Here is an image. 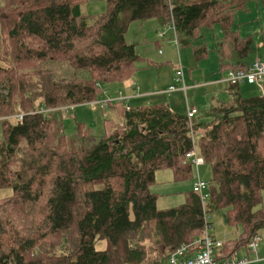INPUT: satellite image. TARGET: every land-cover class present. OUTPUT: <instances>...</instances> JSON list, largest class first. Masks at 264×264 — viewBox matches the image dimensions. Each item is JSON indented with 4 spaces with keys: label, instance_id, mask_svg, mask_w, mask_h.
Instances as JSON below:
<instances>
[{
    "label": "trees",
    "instance_id": "trees-1",
    "mask_svg": "<svg viewBox=\"0 0 264 264\" xmlns=\"http://www.w3.org/2000/svg\"><path fill=\"white\" fill-rule=\"evenodd\" d=\"M87 2L0 0V190L12 191L0 199V264H162L200 237L204 215L221 209L239 230L216 259L236 258L264 229V92L243 97L240 84L228 85L230 101L211 106L209 121L194 117L196 151L211 168L203 207L192 187L168 209L150 192L161 171L193 179L186 113L164 103L123 108L122 124L106 122L98 139L77 122L67 136L59 109L93 104L101 84L131 79L146 60L125 41L136 21L167 24L196 59L208 52L202 31L220 24L218 71L246 68L257 60L253 37L231 25L247 0H106L104 13L85 15ZM96 104L118 112L121 103ZM41 107L54 111L36 113ZM147 240L166 255L149 260Z\"/></svg>",
    "mask_w": 264,
    "mask_h": 264
},
{
    "label": "rangeland",
    "instance_id": "rangeland-1",
    "mask_svg": "<svg viewBox=\"0 0 264 264\" xmlns=\"http://www.w3.org/2000/svg\"><path fill=\"white\" fill-rule=\"evenodd\" d=\"M106 7V0H88L82 6L81 12L85 15H98L104 13ZM231 27L241 37L252 35L254 53L251 57L263 60L264 6L260 0H247L246 11L235 14ZM157 34H160L159 38ZM222 34L223 31L220 24H215L212 29L203 30V42L208 52L206 55L196 59L193 56L192 48L181 44L177 48L174 46L173 31L167 24L162 25L157 19L130 23L125 34V41L134 45L136 53L146 59L137 61V69L131 77L130 84L134 85L133 88L138 89L139 93H145L144 96L151 97L143 102L140 101V104H144V106L161 103L169 105L171 102L175 108L173 112L181 114L184 112L185 114L187 107L190 109L195 108L199 111L196 117L197 120L202 122L209 121L211 117L207 114L208 110L214 105L213 100L219 98L216 86L212 82L222 76L217 72L220 62L219 56L213 50L215 42L222 37ZM147 61L152 62V65L147 64ZM178 67H181L184 72L187 90L185 93L180 90L168 93L166 90L169 85H174L172 75ZM188 80L191 81L189 82ZM223 80L225 81V76H223ZM120 87L117 83L101 84L104 92L96 102L98 104L100 101L108 103L109 98L119 97L117 93ZM258 88L255 84L248 86V84L244 83L240 87L241 95L250 97L257 93L263 94L262 91L257 90ZM222 98L224 97H220V99ZM96 102L75 106L71 111H63V125L67 136L75 134L76 122L82 123L89 129L90 134L98 139L104 135L108 128L107 126H109L106 122L116 125L122 124V117L116 111L113 109L103 111ZM194 133L196 134L195 131ZM198 174L201 180L209 181L211 177L210 165L206 163L201 165L198 169ZM196 179L195 168L192 180L180 182L174 181L173 173L169 170L158 172L155 176V183L150 188V192L157 195V208L168 209L183 204L186 193L191 190L192 183ZM11 194V189H1L0 199ZM261 197V206L264 208V191ZM225 215V209L208 213V222L211 224L210 235L223 242L233 240L230 232L232 231L237 236L235 231L239 230L227 226ZM259 235H264V229L259 232ZM145 246L150 250V254L148 253L149 260L161 254L162 247L156 244L155 240L145 241ZM104 247L103 242H99L96 245L99 250ZM239 254H242V252L240 251Z\"/></svg>",
    "mask_w": 264,
    "mask_h": 264
},
{
    "label": "built area",
    "instance_id": "built-area-1",
    "mask_svg": "<svg viewBox=\"0 0 264 264\" xmlns=\"http://www.w3.org/2000/svg\"><path fill=\"white\" fill-rule=\"evenodd\" d=\"M170 2V0H167ZM178 42L174 38V46L177 48ZM264 79V61L254 60L246 68L236 71H228L225 73V82L228 85L236 86L242 83H247L249 85H258L260 89L261 82ZM174 85H170L166 92H174L180 90L186 92L187 87L184 82V72L181 67H178L173 75ZM121 104L126 103V98L119 95L114 99ZM113 101V100H112ZM105 104V103H104ZM106 106V105H105ZM73 106H67L59 109L60 111H71ZM54 111V109H47L41 107L37 109L36 113L47 115L48 113ZM198 113V110L195 108H188L186 111V119L188 122V132L187 137L193 145V150L188 152L185 155V158L191 162L193 169L197 174V179L193 181L192 191L199 195L200 203L202 207L206 204L207 194L204 191L206 188V182L199 178L198 169L201 165L204 164V160L201 156L198 155L196 151V134L192 128L193 119ZM18 122H22L23 114H17L14 116ZM211 226L208 222V215H204V227L201 232V235L190 245H181L180 247L172 250L169 253L165 264H249L250 260L247 257H236L233 259L226 260H217L216 254L222 248L223 241L215 239L210 235L209 230ZM260 243L259 236H254L250 243L247 245V251L249 253H255L258 249Z\"/></svg>",
    "mask_w": 264,
    "mask_h": 264
},
{
    "label": "crops",
    "instance_id": "crops-1",
    "mask_svg": "<svg viewBox=\"0 0 264 264\" xmlns=\"http://www.w3.org/2000/svg\"><path fill=\"white\" fill-rule=\"evenodd\" d=\"M158 20V19H157ZM159 22V20H158ZM160 23V22H159ZM161 24V23H160ZM160 35V34H158ZM161 52V51H160ZM159 52V53H160ZM256 58H252L250 61L254 60ZM220 64V63H219ZM219 68V67H218ZM219 70V69H218ZM217 70L218 73H220L219 71ZM175 72V71H174ZM174 72H173V75H174ZM222 76L220 78H218L216 81L212 82L214 83V85L216 86V90H217V94H218V97L217 99H214L213 102H214V105H218V104H224V103H227L228 101H230L231 97L229 96L228 94V84L225 83V81L223 80V76H225V73H220ZM173 75H172V80H173ZM184 79H185V76H184ZM130 80H126V81H123V82H120V83H117L119 86H121L118 90V93L119 95H121L122 97L126 98L127 100L125 101L126 103L124 104H120L116 107V110L118 112H116L119 116H122L121 114V109L123 110L126 109V110H129L130 107L131 108H135V107H138V106H144V104H140V101H144L146 99H149L151 97H148V96H144L145 93H139L138 92V89H134V85L130 84ZM171 80V81H172ZM189 82L191 80H188ZM185 82V80H184ZM244 84V83H242ZM239 85V92L241 94V85ZM247 84V83H246ZM186 85V83H185ZM213 85V84H212ZM170 86V85H169ZM168 86V87H169ZM248 86H251L248 84ZM258 87V86H257ZM123 89V90H122ZM122 90V91H121ZM257 90H260L262 92H264V86H263V89H260L258 88ZM107 93V92H106ZM260 94V93H259ZM258 93L257 94H254L253 96L255 95H259ZM222 95V96H221ZM220 97H224L222 99H220ZM110 100L108 101H112L116 98H109ZM141 102V103H142ZM97 103V102H96ZM131 103V104H130ZM212 105V106H214ZM169 107L174 110V106L173 104L170 102L169 103ZM110 110V109H108ZM115 111V110H114ZM184 113V112H183ZM230 235H231V238L234 239L236 237V235L231 231L230 232ZM214 237V236H213ZM215 238V237H214ZM259 238H260V243H259V246H258V249L255 253H249L248 251H244V250H241L242 254H239V252L236 254L237 257H247L249 260H250V264H264V235H259ZM217 239V238H215ZM218 240V239H217ZM166 255V252L162 251L161 250V254H160V257L163 258L164 256ZM162 264H165V260L162 262Z\"/></svg>",
    "mask_w": 264,
    "mask_h": 264
}]
</instances>
